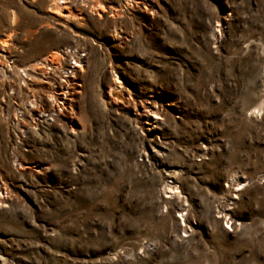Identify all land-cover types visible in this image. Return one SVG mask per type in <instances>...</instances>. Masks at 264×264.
<instances>
[{
	"label": "rangeland",
	"instance_id": "rangeland-1",
	"mask_svg": "<svg viewBox=\"0 0 264 264\" xmlns=\"http://www.w3.org/2000/svg\"><path fill=\"white\" fill-rule=\"evenodd\" d=\"M0 195V264H264V0H0Z\"/></svg>",
	"mask_w": 264,
	"mask_h": 264
},
{
	"label": "built area",
	"instance_id": "built-area-1",
	"mask_svg": "<svg viewBox=\"0 0 264 264\" xmlns=\"http://www.w3.org/2000/svg\"><path fill=\"white\" fill-rule=\"evenodd\" d=\"M65 50H67L66 51V53L67 52H70V54H71V51L70 50H68V49H65ZM69 69V68H68ZM70 70V69H69ZM25 70H24V68L23 67H20V68H18L17 69V74L19 75V77L22 79V81H23V78L24 79H26V75H25ZM70 73V72H69Z\"/></svg>",
	"mask_w": 264,
	"mask_h": 264
},
{
	"label": "bare ground",
	"instance_id": "bare-ground-1",
	"mask_svg": "<svg viewBox=\"0 0 264 264\" xmlns=\"http://www.w3.org/2000/svg\"><path fill=\"white\" fill-rule=\"evenodd\" d=\"M2 41V40H1ZM4 44V43H3ZM69 69H70V73H72L74 70H77L74 66H71V67H69ZM73 74V73H72ZM25 75H26V73H25ZM72 76V75H71ZM73 77V76H72ZM24 79V78H23ZM66 81H67V79H66ZM66 81H65V83H66ZM65 83H60V84H58V85H61V84H65ZM57 85V86H58ZM54 89H56V88H54ZM150 111V110H149ZM152 114H153V111H152ZM0 199H1V195H0Z\"/></svg>",
	"mask_w": 264,
	"mask_h": 264
}]
</instances>
